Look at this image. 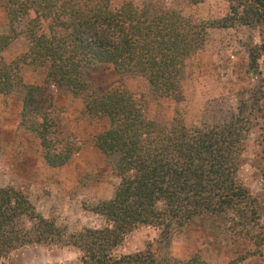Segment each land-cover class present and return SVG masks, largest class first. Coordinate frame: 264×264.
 Instances as JSON below:
<instances>
[{"label": "trees", "instance_id": "1", "mask_svg": "<svg viewBox=\"0 0 264 264\" xmlns=\"http://www.w3.org/2000/svg\"><path fill=\"white\" fill-rule=\"evenodd\" d=\"M229 1L230 14L193 23L147 1L114 7L112 0H5L10 30L0 34V93L22 85L19 61L31 63L45 68L47 83L81 97L88 117L107 120L94 143L111 160L119 183L110 198L91 207L105 226L70 236L81 264H159L149 248L119 255L113 250L138 225L181 227L202 215L224 216L233 234L255 245L264 240L255 199L237 180L250 132L257 131L264 152V43L248 50L256 85L240 92L228 117L210 125L187 126L178 115L170 123L148 119L127 88L98 90L88 80L95 68L110 64L118 73L143 75L156 96L179 100L186 63L204 45L208 28L264 25V0ZM22 20L28 49L6 63L2 52ZM24 102L22 116L40 141L43 159L52 167L65 164L72 145H58L47 113L30 114L29 96ZM64 232L37 213L22 191L0 186V257L24 245L59 242ZM256 252L246 250L224 264ZM177 264L208 263L194 253Z\"/></svg>", "mask_w": 264, "mask_h": 264}, {"label": "rangeland", "instance_id": "2", "mask_svg": "<svg viewBox=\"0 0 264 264\" xmlns=\"http://www.w3.org/2000/svg\"><path fill=\"white\" fill-rule=\"evenodd\" d=\"M123 1L112 0V4L117 7ZM133 1L176 10L184 21L193 23L221 19L231 13L229 0H201L196 4L188 0ZM4 4L5 0H0V34L10 30ZM46 26L43 21L42 30ZM15 27L19 33L2 52L6 63L16 60L29 46L21 32L24 20ZM206 33L202 48L186 63L177 101L156 96L143 75L118 73L110 64L95 68L88 80L98 90L114 85L127 88L148 119L170 123L178 115L187 126L219 122L235 110L240 92L257 83V76L248 70V50L264 43V25L236 23L228 28H208ZM259 62L264 65V55ZM19 65L22 85L8 94L0 93V186L22 191L37 213L55 221L65 232L59 242L18 247L2 255L0 264H81L82 253L70 244V236L84 228L105 226L104 217L91 207L110 198L119 183L111 160L94 143L95 136L107 128V120L88 117L81 97L47 83L44 67L20 61ZM26 96L28 113L46 112L53 121L51 129L58 145H72L71 157L65 164L52 167L43 159L40 141L22 116ZM237 180L254 197L258 221L264 225V152L257 131L250 132L246 139ZM146 248L159 264H177L194 253L208 264H224L252 249L257 252L237 264H264V240L255 245L233 234L225 217L218 215L198 216L184 226L172 225L168 229L138 225L124 236L113 254Z\"/></svg>", "mask_w": 264, "mask_h": 264}]
</instances>
